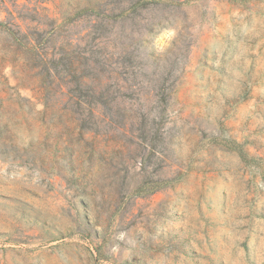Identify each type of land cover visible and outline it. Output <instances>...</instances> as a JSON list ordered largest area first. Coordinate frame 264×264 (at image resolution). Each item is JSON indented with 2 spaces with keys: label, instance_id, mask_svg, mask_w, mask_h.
<instances>
[{
  "label": "rangeland",
  "instance_id": "1",
  "mask_svg": "<svg viewBox=\"0 0 264 264\" xmlns=\"http://www.w3.org/2000/svg\"><path fill=\"white\" fill-rule=\"evenodd\" d=\"M0 264H264V0H0Z\"/></svg>",
  "mask_w": 264,
  "mask_h": 264
}]
</instances>
